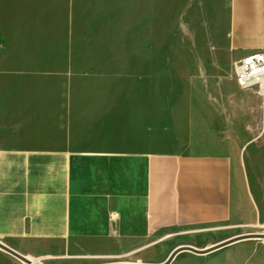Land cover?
<instances>
[{
    "label": "crops",
    "instance_id": "0c3cea01",
    "mask_svg": "<svg viewBox=\"0 0 264 264\" xmlns=\"http://www.w3.org/2000/svg\"><path fill=\"white\" fill-rule=\"evenodd\" d=\"M207 2L223 9L232 52L211 68L236 81L233 62L264 51V0ZM32 32L22 8L0 0L2 243L42 260L145 249L177 228L264 224V199L232 156L151 150L166 131L152 119L161 80L176 82L182 70L207 77L208 64L124 56L120 84L89 87L82 102L80 85L64 80L80 72L41 49L57 40Z\"/></svg>",
    "mask_w": 264,
    "mask_h": 264
},
{
    "label": "rangeland",
    "instance_id": "374dc122",
    "mask_svg": "<svg viewBox=\"0 0 264 264\" xmlns=\"http://www.w3.org/2000/svg\"><path fill=\"white\" fill-rule=\"evenodd\" d=\"M8 1L22 8L34 37L57 40L41 49L63 58L66 70L80 72L64 80L66 85L73 80L80 85L82 102L89 99V87L120 84L124 56L147 60L173 56L182 67L208 64L207 77L182 70L176 82L161 80L160 93L152 94L160 98L161 109L153 111L152 119L166 131L161 132L163 141L151 143V150L230 155L245 166L264 199L263 100L242 90L227 72L211 68L223 65L222 60L232 55L222 8H211L207 0ZM92 93L95 97L105 94L103 90ZM179 246L185 248L170 264H264V229L228 222L155 234L146 239L145 249L130 245L115 252L35 260L42 264H159ZM0 264L26 263L0 249Z\"/></svg>",
    "mask_w": 264,
    "mask_h": 264
},
{
    "label": "built area",
    "instance_id": "2783aa9c",
    "mask_svg": "<svg viewBox=\"0 0 264 264\" xmlns=\"http://www.w3.org/2000/svg\"><path fill=\"white\" fill-rule=\"evenodd\" d=\"M233 71L238 86L254 92L264 102V51H252L234 61Z\"/></svg>",
    "mask_w": 264,
    "mask_h": 264
},
{
    "label": "water",
    "instance_id": "95a60500",
    "mask_svg": "<svg viewBox=\"0 0 264 264\" xmlns=\"http://www.w3.org/2000/svg\"><path fill=\"white\" fill-rule=\"evenodd\" d=\"M183 248H185L184 246H179V247H176L175 249H173L171 251V253L168 255V257L161 263L159 264H170L174 259L175 257L178 255V253H180ZM0 249L9 253L10 255L14 256L15 258L21 260L22 262H25V263H28V264H36L34 262H32L28 256H25V255H22L20 254L19 252L15 251L14 249L10 248L9 246L5 245L4 243H2L0 241ZM192 250L194 251H198L196 249H193L191 248ZM121 264H126V263H121ZM128 264H143V263H128Z\"/></svg>",
    "mask_w": 264,
    "mask_h": 264
},
{
    "label": "bare ground",
    "instance_id": "6f19581e",
    "mask_svg": "<svg viewBox=\"0 0 264 264\" xmlns=\"http://www.w3.org/2000/svg\"><path fill=\"white\" fill-rule=\"evenodd\" d=\"M263 108H264V102H263ZM256 227H262L264 229V224H261V223H258V224H255ZM32 262L36 263V264H42V262H40L39 260H35L31 257H28ZM25 263V262H24ZM28 264V263H26Z\"/></svg>",
    "mask_w": 264,
    "mask_h": 264
}]
</instances>
